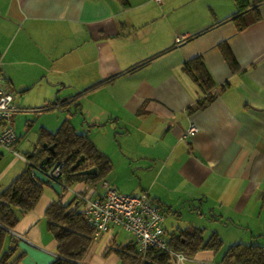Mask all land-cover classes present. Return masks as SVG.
I'll list each match as a JSON object with an SVG mask.
<instances>
[{
	"label": "crops",
	"instance_id": "1",
	"mask_svg": "<svg viewBox=\"0 0 264 264\" xmlns=\"http://www.w3.org/2000/svg\"><path fill=\"white\" fill-rule=\"evenodd\" d=\"M237 13L234 0H0L7 91H56L62 122L85 133L112 165L95 185L79 181L61 196L44 186L12 231L24 253L19 264H51L48 206L58 199L84 206L82 197L103 194V182L147 192L165 215L167 237L189 227L203 230L204 241L219 236L220 251L173 264H221L234 245L264 247V1L234 20ZM196 57L215 83L199 109L206 94L183 70ZM191 125L197 132L185 137ZM2 149L0 193L27 166ZM131 241L112 225L83 264H120L104 252Z\"/></svg>",
	"mask_w": 264,
	"mask_h": 264
},
{
	"label": "trees",
	"instance_id": "2",
	"mask_svg": "<svg viewBox=\"0 0 264 264\" xmlns=\"http://www.w3.org/2000/svg\"><path fill=\"white\" fill-rule=\"evenodd\" d=\"M234 1L238 6V13L233 18L237 20L240 13L255 8L264 0ZM222 50L226 55L228 54L225 47ZM226 57L229 59V54ZM229 61L233 69H236L233 60L229 59ZM183 70L194 78L206 94L196 106L197 109L204 107L211 101L210 91L215 86L210 73L200 57L185 62ZM17 141L18 136L11 148L5 149L14 154ZM49 148H52V151ZM47 156H50L49 162L41 166V161ZM24 157L28 161L25 170L0 193V264H19L24 257V253H18L12 231L20 218L33 210L43 195L45 185L33 176L34 168L37 167L45 173L51 171L57 164L64 163L59 178L65 185L63 192H66V187L79 181L95 185L112 169L110 160L95 147L85 133L77 132L68 120H64L55 132L41 128L36 148L30 155ZM81 157H84V161L80 166L88 163V166L95 167L97 169L95 175L78 176L76 173L81 167L72 170L73 165ZM73 204L74 202L64 203L62 199H58L52 201L45 212L47 228L56 242V258L51 264H83L93 244L94 229L87 222L84 206L76 204L72 207ZM203 232L201 229L189 227L165 237L170 251L181 253L188 258L202 250L220 251L222 242L219 236L213 233L207 241H204ZM111 254L118 256L120 264H173L176 261L171 253L154 249L142 258L134 241L124 245L113 242L105 250L104 257ZM221 264H264V247L234 245L227 249Z\"/></svg>",
	"mask_w": 264,
	"mask_h": 264
},
{
	"label": "built area",
	"instance_id": "3",
	"mask_svg": "<svg viewBox=\"0 0 264 264\" xmlns=\"http://www.w3.org/2000/svg\"><path fill=\"white\" fill-rule=\"evenodd\" d=\"M18 110L12 94L4 87L0 74V147L10 149L17 140L12 123ZM196 132L197 127L191 125L185 137L193 136ZM13 153L16 157L28 162L24 156ZM63 166L64 163L61 162L45 174L62 184L59 178ZM62 185L65 187L64 184ZM68 189L69 187H66V190ZM82 198L84 199L85 217L94 229L93 241H96L110 226L116 225L130 234L142 258L154 249L171 253L176 261L181 263L188 260L185 255L170 251L163 225L164 213L147 192L126 195L107 182H103V194L100 197Z\"/></svg>",
	"mask_w": 264,
	"mask_h": 264
},
{
	"label": "rangeland",
	"instance_id": "4",
	"mask_svg": "<svg viewBox=\"0 0 264 264\" xmlns=\"http://www.w3.org/2000/svg\"><path fill=\"white\" fill-rule=\"evenodd\" d=\"M41 91L45 92L43 88L37 86L35 88L32 87L31 91L24 96L21 94L13 95L14 103L19 108L18 112L14 115L12 123L19 137V141L16 147H14V150L20 156H27V154H31L36 148L41 127L47 128L50 131H56L63 120V118H61L62 113H60V110H58L54 102L56 99V91L53 92V95H51V93H46L45 95L48 97ZM0 148L2 149V147ZM12 157L26 164L24 160L13 154ZM4 164L5 161H3L0 166ZM100 184L101 182L98 183V187H100ZM119 192L126 195L128 194L122 190ZM127 234L130 236L129 233ZM123 236H125L124 231L119 229L118 239L121 240Z\"/></svg>",
	"mask_w": 264,
	"mask_h": 264
},
{
	"label": "water",
	"instance_id": "5",
	"mask_svg": "<svg viewBox=\"0 0 264 264\" xmlns=\"http://www.w3.org/2000/svg\"><path fill=\"white\" fill-rule=\"evenodd\" d=\"M54 102H56L54 100ZM46 144H44V147ZM50 151H52V148H49ZM50 156L45 157L41 161V166H45L47 162L49 161ZM84 161V157H81L79 160L76 161V163L73 165L72 170H76L79 168L80 164ZM96 173V168L86 169L78 171L76 174L78 176H89L94 175ZM33 176L40 181L42 184L49 186L58 196H61L63 194V185L60 184L57 181H54L50 177H48L45 173H43L39 168H34L32 171Z\"/></svg>",
	"mask_w": 264,
	"mask_h": 264
}]
</instances>
